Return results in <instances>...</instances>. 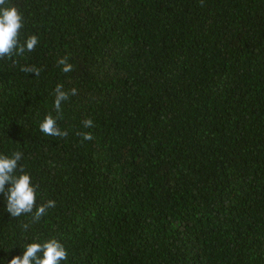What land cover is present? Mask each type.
<instances>
[{"label":"trees","instance_id":"1","mask_svg":"<svg viewBox=\"0 0 264 264\" xmlns=\"http://www.w3.org/2000/svg\"><path fill=\"white\" fill-rule=\"evenodd\" d=\"M9 3L39 43L0 59V154L56 203L33 223L0 194V264L50 238L61 264H264V0Z\"/></svg>","mask_w":264,"mask_h":264},{"label":"clouds","instance_id":"2","mask_svg":"<svg viewBox=\"0 0 264 264\" xmlns=\"http://www.w3.org/2000/svg\"><path fill=\"white\" fill-rule=\"evenodd\" d=\"M23 14L20 10L9 3V0H0V59L12 56H22L26 51L32 52L37 47L39 40L36 35H30L23 41L20 39V32L23 28ZM57 65L62 66L64 73L73 70V65L69 63V57L64 56L57 60ZM21 71L40 75V69L35 66H23ZM54 108L57 117L47 114L39 124V130L46 136L66 137L67 131H61L57 125V119L62 111V102L69 100L71 96H76V88L64 90L63 84L55 87ZM85 128L93 127V120L86 118L82 121ZM82 137V141H90L93 136L90 132L77 133ZM23 153L13 152L10 156L0 154V194L6 200V211L12 218L22 215H31L33 223L39 222L47 215L50 208L55 207L54 200L37 205V189L39 185H34L29 173L24 171L20 165ZM23 229L27 231L29 224H23ZM23 256H16L11 259L10 264H61L68 259V253L63 244L56 238H50L43 242L34 241L24 246Z\"/></svg>","mask_w":264,"mask_h":264}]
</instances>
